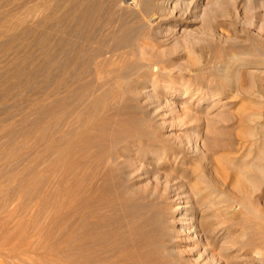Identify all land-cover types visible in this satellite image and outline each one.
<instances>
[{
	"label": "rangeland",
	"instance_id": "obj_1",
	"mask_svg": "<svg viewBox=\"0 0 264 264\" xmlns=\"http://www.w3.org/2000/svg\"><path fill=\"white\" fill-rule=\"evenodd\" d=\"M195 6L194 23H145L124 86L74 139L96 93L54 94V66L49 86L31 81L40 15L0 7V264H264V176L246 196L213 160L264 170V0ZM12 13L26 20L9 26ZM21 55L36 62L16 72ZM197 175L216 196L187 229L174 210ZM217 195L234 201L220 208Z\"/></svg>",
	"mask_w": 264,
	"mask_h": 264
},
{
	"label": "bare ground",
	"instance_id": "obj_2",
	"mask_svg": "<svg viewBox=\"0 0 264 264\" xmlns=\"http://www.w3.org/2000/svg\"><path fill=\"white\" fill-rule=\"evenodd\" d=\"M196 1L197 0H131L130 7L124 9L122 6V0H0V7L9 8L11 10L18 11L21 14L40 15V20L38 23L39 33L34 36L32 35V42L39 46L42 62L36 63L31 69L29 68L31 71L28 74V78L31 81L36 77V74L40 72L44 76V78L41 76L42 79H44L42 80L44 82L41 87L49 86V70L52 66H54L56 72H58V75L56 76V79L53 83L54 94L59 95L63 89L66 90V93H71L72 90H78L80 87L86 88L89 92H91V95L96 93L90 104L88 103V107H86L87 105L85 106L86 109L83 107V110H88V113L86 114L83 123L79 127V130L73 129L71 132L70 138L74 139L79 135L86 134L90 126L93 125V119L97 123V118L95 117L100 119L101 114L99 113L104 107L107 96L112 93L111 91L116 89L120 90L122 86L120 85V78H122L124 70H129L126 68L131 66L132 61L134 60V53H136L134 52L135 47L133 46L134 49H132V44L130 45V43L131 41H134L139 32H141L143 29H146L145 23H149L150 26H158V24L162 22H177L180 20H184L181 25L194 23L196 19V16L194 15L195 12H192V10L186 8V6H192V9H195ZM15 14L16 13H12L10 16L4 18V22L9 26H20L22 23H24L26 17L17 16ZM145 42L146 41L142 43L143 48L148 47ZM142 52L144 53V51ZM65 53H67L68 58H66V61L63 60V62H60L58 56L62 54L66 56ZM16 55H14L15 58ZM30 62L32 63L36 61L31 56L22 57L21 55L19 63L16 66H14L13 63L12 66L15 67L14 70L16 72H24L29 66L27 65L26 68L25 64ZM24 76L25 74L23 76L21 75V78ZM23 80L25 81V79ZM94 81L96 82L95 84ZM134 83L137 84L136 82ZM23 84V86H25L24 82ZM14 85L15 83L13 86ZM20 85H22V83ZM31 86L32 85L29 87ZM127 89L128 93L130 94L132 92L136 93L139 91V89L137 91V87H129ZM75 94L73 93L74 96H76ZM136 94L139 95L138 93ZM66 97L68 98V95ZM69 99H71V97ZM42 101L43 100H41V102ZM129 101L128 104L130 103ZM59 102L61 103V101ZM126 108L129 107L127 106ZM114 110L118 113L121 112L122 108H120L118 105ZM122 111L126 112L124 109ZM85 112H82L81 116H83V113ZM221 157L223 156H220L219 158ZM213 160L214 163L219 166L218 168L221 173V177L223 176L225 178V172L223 169H226V166L232 171L233 178L230 177L231 175L228 176V178L230 177L231 179H234L233 186H235L240 192L245 193V195L249 193L250 189H252V187H250L252 184V177L257 175L259 178H261L264 176L263 168L258 165L252 166L250 162V164L239 165L236 162L224 158L220 160L218 159V162H216L217 160H215V158ZM253 164L255 163L253 162ZM200 184L201 177L199 175L194 177L192 180L189 179V183L187 185L188 190L177 198L178 200L185 199L186 201L177 205L176 209L174 210V213L177 216V220H174L175 224H177L178 221H183L184 223L181 225L187 226V229L191 228L194 225V212L197 211L199 207L198 205H205L210 200H212V202L214 201L216 195L214 198L212 197L213 199H211V196L214 194H211L212 192H205L203 185L201 186ZM198 186H201V188H198ZM255 188H257V186H255ZM218 194H220V192ZM220 195H217L218 197L216 198L218 199L217 205H219V207L223 204L232 205L234 199H225ZM242 197H244V195H242ZM244 200L246 201V199ZM243 202L244 201H242V203ZM188 212L189 217H187ZM219 223L222 222L220 221ZM232 225L233 224L225 227L224 230H226L227 234L231 232L233 227ZM218 228H220L219 225ZM232 238L233 237L230 235L231 241L229 240L228 242L225 240V243H230L232 245Z\"/></svg>",
	"mask_w": 264,
	"mask_h": 264
}]
</instances>
